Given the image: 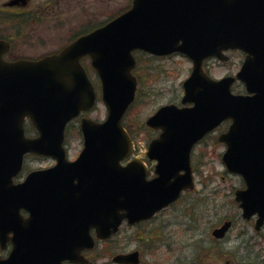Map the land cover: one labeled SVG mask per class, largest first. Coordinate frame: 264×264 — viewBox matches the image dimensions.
Masks as SVG:
<instances>
[{"label":"water","instance_id":"1","mask_svg":"<svg viewBox=\"0 0 264 264\" xmlns=\"http://www.w3.org/2000/svg\"><path fill=\"white\" fill-rule=\"evenodd\" d=\"M8 46L0 40V243L11 232L12 248L0 264L75 260L79 249L92 244L90 227L106 238L124 218L133 223L151 217L193 187L192 146L225 119L230 123L218 136L225 144L221 160L244 183L234 200L243 218L256 215L255 229L264 223V0H132L127 10L59 53L6 61L2 53ZM134 49L179 52L192 61L182 81V105H162L145 121L161 129L147 145V158L156 161L151 178L141 160L121 163L131 152L122 117L136 88ZM226 49L245 53L239 70L210 78L202 60L226 59ZM86 54L107 112L101 122L81 118L83 147L69 161L64 126L95 99L79 64ZM236 78L245 93L231 91ZM25 116L38 130L36 137L25 136ZM30 152L50 155L56 164L13 183ZM229 225L226 220L211 234L222 237ZM127 257L117 254L113 260Z\"/></svg>","mask_w":264,"mask_h":264},{"label":"rangeland","instance_id":"2","mask_svg":"<svg viewBox=\"0 0 264 264\" xmlns=\"http://www.w3.org/2000/svg\"><path fill=\"white\" fill-rule=\"evenodd\" d=\"M4 1L6 0H0V9ZM128 3L129 0H114V3L109 0L103 11L121 12ZM26 26H28L26 22L20 25H15L10 20L0 22L1 33H8L9 36H15L16 31L19 33L17 38L12 39L13 55L30 57L28 54H33L32 49H37L35 38L33 40L28 34ZM40 31L49 32L47 27L45 30L41 28ZM37 32L38 30L35 31ZM226 53L228 60L225 62L215 58L206 60L204 68L210 76L219 78L237 71L243 58L242 53L238 50ZM142 61L143 71L148 74L147 81L139 99L132 104L124 120L133 140V154L145 160L148 174L151 175L154 162L145 158V151L155 132L145 126L144 120L159 105L179 102L182 94L181 82L189 74L191 63L179 54L150 60L146 55H142ZM83 63L89 66L87 60ZM88 69L89 76L97 88L98 98L93 109L86 115L100 120L104 118L105 107L99 96V80L94 70L90 67ZM233 89L241 92L243 87L240 83H235ZM77 123L75 122L67 133V156L71 159L77 155L82 145L80 135L75 129ZM224 129V126H220L194 147L191 153L194 188L185 191L176 203L158 212L152 220L125 231L126 236L132 235L130 239L132 246L142 242L138 241L137 237L145 236L149 237L148 242L160 240L171 242L174 250L182 251L183 256H189L191 251L197 253L194 255L199 258L198 264H264V227L255 231L253 219L247 221L241 217V210L233 197L234 190L243 187L242 181L238 175L227 172L221 162L224 144L217 140V135ZM24 163L26 170H30L51 165L53 160L49 157L32 156L26 158ZM225 218L232 221L230 229L220 239L212 237L210 235L212 228ZM188 243L190 244L184 247L183 244ZM111 255L112 253H105L104 250V261L108 262Z\"/></svg>","mask_w":264,"mask_h":264},{"label":"flooded vegetation","instance_id":"3","mask_svg":"<svg viewBox=\"0 0 264 264\" xmlns=\"http://www.w3.org/2000/svg\"><path fill=\"white\" fill-rule=\"evenodd\" d=\"M108 2L109 0H6L0 9V20L1 22L10 20L15 25H20L23 22L28 23V26H26L28 34L33 40L35 38L34 43L37 47V49H32L33 54H28V56L39 58L59 52L73 40L102 26L113 18L115 12L104 13L103 11L104 5ZM112 2L114 3V0ZM116 14H118V10ZM46 27L49 32L41 33V28L45 30ZM37 30L38 32L35 33ZM17 32H15V36L2 33L3 38L10 42L9 49L4 54L5 56L22 57L11 54L12 39L17 38L19 35ZM27 156L40 157L34 154ZM30 170H26L25 163H23L21 171L14 177V180H23ZM21 213L26 215V211L23 209H21ZM147 221H150V219L141 220L134 224H128L124 221L119 226L118 231L107 239L97 238L95 230L90 227L88 232L94 238V241L90 246L81 248L77 253L80 261L63 260L61 264H107L111 262V256L116 253L126 254L128 257L125 262L114 264H198L199 258L194 255L197 253L191 251V256H183L182 251H175L174 247L171 246V242L164 240L148 242L149 237H137L138 241L142 240V242H137L132 246L130 243L132 235L128 234L126 236L125 231ZM10 236L11 233H8L5 242L0 243L1 257L7 256L11 248ZM189 244L183 245L186 247ZM104 250L105 253L109 250L115 251L108 262L104 261Z\"/></svg>","mask_w":264,"mask_h":264},{"label":"trees","instance_id":"4","mask_svg":"<svg viewBox=\"0 0 264 264\" xmlns=\"http://www.w3.org/2000/svg\"><path fill=\"white\" fill-rule=\"evenodd\" d=\"M142 55H145L143 53H137L136 55V66L134 68V73L136 75V78H137V82H138V87H137V91H136V96H135V100L134 102H136V100L139 99L140 95H141V92L143 90V87L145 86V83L147 81L146 77H147V73H145L143 71V68H142ZM147 56V55H146ZM148 57V60H150L151 58H155L153 56H147ZM146 75V76H145ZM133 102V103H134ZM132 106V105H131ZM130 106V107H131ZM126 125V123H125ZM127 126V125H126Z\"/></svg>","mask_w":264,"mask_h":264}]
</instances>
